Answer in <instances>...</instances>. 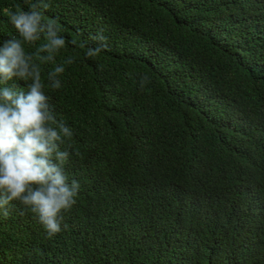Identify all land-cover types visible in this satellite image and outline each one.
<instances>
[{
    "label": "trees",
    "instance_id": "obj_1",
    "mask_svg": "<svg viewBox=\"0 0 264 264\" xmlns=\"http://www.w3.org/2000/svg\"><path fill=\"white\" fill-rule=\"evenodd\" d=\"M31 2L0 0V44ZM46 2L85 45L57 55L59 89L41 65L81 188L51 238L12 202L0 264H264V0Z\"/></svg>",
    "mask_w": 264,
    "mask_h": 264
},
{
    "label": "clouds",
    "instance_id": "obj_2",
    "mask_svg": "<svg viewBox=\"0 0 264 264\" xmlns=\"http://www.w3.org/2000/svg\"><path fill=\"white\" fill-rule=\"evenodd\" d=\"M46 0H32L27 10H11L9 22L18 35L0 44V214L8 217L12 202H19L24 211L34 213L49 238L62 231L64 213L77 203L81 185L65 171L71 144L66 140L73 131L59 119L50 104L42 80L43 64H51L46 79L52 89L61 88L60 76L72 56L58 63L57 55L67 44L84 48L73 38L67 40L56 19L45 18L49 9ZM26 52L25 44L36 45ZM96 47L84 53L96 57L108 47L101 30L91 37ZM148 77H143V85ZM10 81H24L27 90Z\"/></svg>",
    "mask_w": 264,
    "mask_h": 264
}]
</instances>
